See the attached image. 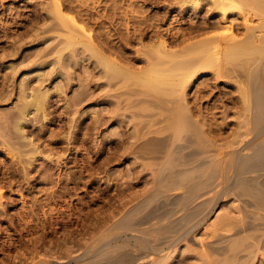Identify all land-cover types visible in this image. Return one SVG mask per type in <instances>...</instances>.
Instances as JSON below:
<instances>
[{
  "label": "rangeland",
  "instance_id": "374dc122",
  "mask_svg": "<svg viewBox=\"0 0 264 264\" xmlns=\"http://www.w3.org/2000/svg\"><path fill=\"white\" fill-rule=\"evenodd\" d=\"M181 1L0 0V264H264V212L234 194L239 178L255 177H239L242 159L264 145L263 73L261 123L248 60L219 72L213 61L186 80L183 100L168 94L147 60L225 32L179 40L202 22ZM92 52L127 80L105 77ZM181 101L201 144L174 139ZM171 156L183 167L169 175ZM248 221L256 229L243 230Z\"/></svg>",
  "mask_w": 264,
  "mask_h": 264
},
{
  "label": "bare ground",
  "instance_id": "6f19581e",
  "mask_svg": "<svg viewBox=\"0 0 264 264\" xmlns=\"http://www.w3.org/2000/svg\"><path fill=\"white\" fill-rule=\"evenodd\" d=\"M185 3H184V2ZM182 7L183 5L185 6H189V8L193 9L192 11L193 14H195L194 16H196L197 18L199 19H202V22H198L199 25H196L195 26H192V30L190 29V33L188 32V34L186 35H189L188 37H186L185 34H182L179 36V40H181L182 42L183 41H186L187 39L189 40V38H193L195 36H199L200 34H205L207 32L209 33H214V31H220V30H225L224 33L220 34V35H214V36H208L207 38H204V39H194L195 41L191 42L189 45H185L183 49H179V51L177 50L176 52H173V53H170L169 52H166V51H163L162 55L159 54V56H157L156 59H150V60H147L148 61V64L146 66L147 70H153L152 72H155L158 76V79H167L170 81V86H167L165 88H170V92L171 91H175V93H179L181 94L180 95V99L183 100V96H184V91H185V87L187 86V83H186V80L192 76V74H195L197 73L199 70L205 68L207 65H209L211 62L213 61H220L221 64L225 63V65H218V72L223 70L222 68H225L227 65L229 66V69L230 70H233L235 71L237 69V66H238V62L240 61H243V60H248L249 63H248V66L250 68L247 67L246 69V72H247V78L251 77L253 82H252V87H253V93L251 94L252 95V113H253V116H252V121L254 123H261L262 122V119H263V113L262 111L259 110V108L261 107V102H260V91L257 89L258 87L257 86V83H258V75L262 74L263 73V78H264V0H182ZM184 3V4H183ZM179 5V6H181ZM181 8V7H180ZM188 8V7H187ZM187 8L186 10L183 11L186 12L187 11ZM239 10V12L241 13V15H244V21H239L238 19H232V20H229L228 19V16H229V13L232 11V10ZM183 10V9H182ZM182 12V11H181ZM186 14V13H185ZM246 15H251L252 16H256L258 17L261 22L258 24V25H250L249 24V18H247L248 16ZM65 17V16H64ZM66 19V18H65ZM148 19V18H147ZM253 19V17L251 18ZM67 20V19H66ZM132 20V19H131ZM133 21V20H132ZM69 22V20H68ZM71 22V21H70ZM69 22V23H70ZM70 26V24H69ZM136 27V26H135ZM71 28V27H70ZM139 30V29H138ZM242 30H244V33L241 34V36L238 35V32H243ZM145 31V30H144ZM75 32V31H74ZM216 33V32H215ZM208 34V33H207ZM129 36V35H128ZM206 37V36H205ZM196 38V37H195ZM187 40V41H188ZM181 43V42H180ZM186 43V42H185ZM114 44V43H113ZM184 44V43H183ZM71 45V44H70ZM163 45V44H162ZM67 46V45H66ZM69 46V45H68ZM80 46V45H79ZM86 47V46H84ZM158 47V46H157ZM164 47V50H165V45L163 46ZM162 47V48H163ZM61 48V47H60ZM161 50H163L161 47H159ZM115 49V48H114ZM62 50V48L60 49ZM64 50V49H63ZM72 50V49H71ZM84 50V48H83ZM94 49H88V51H92ZM80 51V50H79ZM86 52V50H84ZM75 52V51H74ZM83 52V51H82ZM162 52V51H160ZM158 52V53H160ZM94 53V52H92ZM154 53V52H153ZM157 54H154L155 55H158ZM73 54V52H72ZM84 54V53H83ZM91 54V53H90ZM90 54H89V58L93 57L95 60V63H96V66L101 68V72L104 73L105 77L107 76V74H114L113 75H110L109 78H111V81L112 80H115L114 78H118L121 74H120V68H119V64L118 66L114 63H110L103 55L101 54H98V53H94L93 56L90 57ZM150 54V53H149ZM63 55V54H62ZM77 55V54H76ZM82 55V54H81ZM66 56V55H65ZM78 56V55H77ZM150 56H153V55H150ZM153 56V57H154ZM129 57V56H128ZM156 57V56H155ZM58 58V57H57ZM61 59V55L59 57ZM62 58H64L62 56ZM78 58V57H77ZM150 58V57H149ZM87 59V58H86ZM65 60V58H64ZM155 60V61H154ZM253 62H252V61ZM89 61V60H88ZM146 61V62H147ZM154 61V62H153ZM255 61V62H254ZM254 63L252 66H251V63ZM64 63V62H63ZM66 64V63H65ZM244 65H246L245 63H243ZM67 65V64H66ZM155 66H158V67H155ZM155 67V68H153ZM236 67V69H235ZM245 67V66H244ZM240 68V67H239ZM243 68V67H241ZM63 69V68H62ZM65 69V68H64ZM216 69V68H215ZM71 70V69H70ZM96 70V68H95ZM67 71V70H66ZM150 71V72H151ZM217 70H215V74L217 73L216 72ZM100 72V71H99ZM222 73V72H221ZM219 73V74H221ZM245 73V72H244ZM116 74V76H115ZM119 74V75H117ZM69 76V75H68ZM122 76V75H121ZM125 76V74L123 75ZM127 76V74H126ZM108 77V76H107ZM129 77V75L127 76ZM127 77H125L126 79H124V77H120L118 79H121L122 80H127ZM153 77V76H152ZM220 77V75H219ZM262 78V79H263ZM107 79V78H105ZM117 79V80H118ZM103 80V79H102ZM110 80V79H109ZM123 80V81H124ZM130 80V79H128ZM100 81V79L98 80ZM104 81V80H103ZM122 81V82H123ZM117 82V81H116ZM141 82V81H140ZM189 82V81H188ZM43 83V82H42ZM120 83V82H118ZM143 83V82H142ZM147 83V82H145ZM111 84V82H110ZM114 84V83H113ZM126 84V83H125ZM169 84V82H168ZM148 85V84H147ZM256 85V86H255ZM136 86V85H135ZM154 86V85H152ZM164 85H160V87H162ZM173 86V87H172ZM263 86V85H262ZM112 87V86H111ZM110 87V89H111ZM123 87V86H122ZM131 87V86H130ZM155 87H157L155 85ZM154 87V90L156 91ZM159 87V85H158ZM176 87V89H179V92H176V89L173 90L174 88ZM178 87V88H177ZM180 87V88H179ZM188 87V86H187ZM186 87V88H187ZM163 89L164 87L161 88V92H163ZM181 89V91H180ZM184 89V91H183ZM152 90V89H151ZM158 90V89H157ZM168 90V89H166ZM168 90V92H169ZM117 91V90H116ZM160 91V90H159ZM159 91L157 93H159ZM165 91V90H164ZM178 91V90H177ZM38 92V91H37ZM149 92V91H148ZM154 92V91H153ZM160 92V93H161ZM167 92V93H168ZM130 93V92H129ZM134 93V92H133ZM152 93V92H151ZM150 93V94H151ZM156 93V94H157ZM165 94L164 95H167L166 97H168V94H172L171 93H168V94ZM109 94V93H108ZM155 94V93H153ZM163 94V93H162ZM161 94V95H162ZM176 94L173 96L175 97ZM121 95H123L121 93ZM140 95V94H139ZM144 95V94H143ZM158 95V94H157ZM162 96V97H165V96ZM169 95V97H171ZM48 96V95H47ZM124 96V95H123ZM147 96V95H146ZM151 96V95H150ZM178 94H177V99H178ZM37 97V96H36ZM125 97V96H124ZM156 97V96H155ZM165 97V98H166ZM173 97V98H174ZM45 98V97H43ZM150 98V97H148ZM154 98V97H153ZM173 98H171L173 100V102L175 101ZM185 98V97H184ZM38 99V98H37ZM36 99V101H37ZM41 98H39L40 100ZM161 99V98H160ZM33 100V99H32ZM157 100V99H156ZM164 101V100H163ZM167 101V100H166ZM249 101V100H248ZM247 101V102H248ZM29 102V101H28ZM153 102V101H152ZM157 102V101H156ZM155 102V103H156ZM168 102H172L170 101V99L168 98ZM172 102V103H173ZM177 101H175L173 103L174 107L175 105L177 104L176 103ZM178 102H179V99H178ZM246 102V104H247ZM34 103V102H33ZM37 103V102H36ZM44 103V102H43ZM132 103V102H131ZM42 104V103H41ZM186 103L184 102L182 104V101H181V105H183L181 107L180 105V110L175 114L173 115L172 118H174V122H172L173 120H171V123H174L173 124V129L175 130V137L174 139L176 138L177 140H181V141H184L186 144H192L195 140L201 144L202 143V133H203V130H202V126L199 124L198 121L194 120L192 117L191 112L190 114L188 113L190 110L188 109L187 107V110L185 108V105ZM250 104V102L248 103ZM247 104V105H248ZM21 105V104H20ZM24 105V103L22 104ZM32 105V104H31ZM39 105V104H38ZM43 105V104H42ZM168 105V104H167ZM172 105V104H171ZM188 105V103H187ZM246 105V106H247ZM27 106H30L29 103H27ZM40 106V105H39ZM249 106V105H248ZM35 107V106H34ZM38 107V106H37ZM42 107V106H41ZM177 107V106H176ZM28 108V107H27ZM170 108V107H169ZM172 108V106H171ZM26 109V108H25ZM24 109V110H25ZM173 109V108H172ZM261 109V108H260ZM40 110V109H39ZM167 110V109H166ZM176 110V108H175ZM189 110V111H188ZM263 110V109H262ZM171 111V110H169ZM22 112V111H21ZM167 112V111H165ZM174 112V111H173ZM19 114V113H18ZM23 115V114H22ZM172 116V114L170 115ZM175 116V117H174ZM192 116V117H191ZM23 118V117H22ZM171 118V119H172ZM17 119V116L15 118V120ZM14 120V119H13ZM169 120H170V117H169ZM7 121V120H6ZM20 121V120H19ZM18 122V121H16ZM15 123V122H14ZM15 125V124H13ZM258 126V125H257ZM15 127V126H14ZM18 127V126H17ZM11 130V129H10ZM20 131V130H19ZM13 132V131H12ZM10 133V132H9ZM183 133V134H182ZM8 134V133H7ZM11 134V133H10ZM15 134V133H14ZM9 135V134H8ZM16 136V135H15ZM14 139V138H13ZM195 139V140H194ZM183 142V144H184ZM182 144V143H181ZM184 144V145H186ZM180 146V145H179ZM177 148V146H176ZM181 149V148H179ZM177 149V150H179ZM176 154V153H174ZM173 154V155H174ZM178 155V154H177ZM173 156H171L172 158ZM177 157V156H176ZM174 156V158H176ZM170 159L169 158V166H164L165 168L163 169V172H165L167 170V173L169 171V175H172L173 172L170 173V170L172 169H176L177 167H183V166H178L181 161L180 159L177 165V162H176V159ZM178 158V157H177ZM175 162V163H174ZM167 164V165H168ZM181 165V164H180ZM198 166V165H197ZM168 167V168H167ZM185 167V165H184ZM180 169V168H179ZM188 169V170H187ZM186 170L184 169L185 172L183 173H186L187 171H190V173L192 174L193 171H191V169L189 170V168H187ZM194 169V168H193ZM173 170V171H174ZM240 174H238L239 177H242V175H253L255 177H251L250 179H247V177L245 179L247 180H244V177L239 178V181L236 182V186H235V196L244 204V207L245 209L246 208H250L251 207H254L256 210H262L264 212V180L263 181H260V179H257V177L260 176H263L264 174V145L254 149L252 151L251 154L249 155H246L243 159H242V162H241V166H240ZM181 172V170H180ZM189 173V172H188ZM188 173H186L184 177H189L191 176V174L189 175ZM216 173V172H215ZM257 176H256V175ZM167 175V174H166ZM177 176V175H176ZM198 176V175H196ZM201 176V175H200ZM246 176V175H245ZM192 177V176H191ZM217 177V176H215ZM250 177V176H249ZM171 178V177H170ZM177 178V177H176ZM195 178V177H194ZM190 179V178H188ZM264 179V178H263ZM238 180V179H237ZM176 181V180H175ZM187 181V179H186ZM190 181V180H189ZM196 181V180H195ZM167 183L165 184V187H167V189L169 190H173L175 189L176 187H178L179 183L176 182H170V181H166ZM188 182V181H187ZM193 181H191L192 183ZM198 182V181H197ZM205 182V181H204ZM202 181V183H204ZM210 182V181H209ZM165 183V182H164ZM201 183V182H200ZM196 184V183H194ZM205 185V184H204ZM199 186V184H198ZM208 186H211V185H208ZM164 187V185H163ZM185 187V186H184ZM183 187V188H184ZM205 188V186H204ZM207 189V188H205ZM190 190V189H189ZM175 191V190H174ZM187 191V189H186ZM197 191V190H196ZM168 192V191H167ZM189 193V192H188ZM192 193V192H190ZM192 194H195V193H192ZM184 195V194H183ZM186 195V194H185ZM192 196L189 195V198H191ZM208 202V201H207ZM206 202V203H207ZM253 208V209H254ZM254 209V210H255ZM253 211V210H252ZM251 212V211H250ZM249 212V213H250ZM256 212V211H255ZM136 213V212H135ZM253 214V213H252ZM257 214V213H256ZM255 214V215H256ZM258 215V214H257ZM248 216V214H247ZM246 216V217H247ZM252 216V215H251ZM262 218H263V215H261ZM245 217V216H244ZM250 218V216H248ZM256 218V216H255ZM246 219V218H245ZM248 219V218H247ZM253 219V218H252ZM261 219V218H260ZM243 220V219H242ZM258 220V219H256ZM264 221V220H263ZM262 221V222H263ZM238 222V221H237ZM242 221L238 222L239 225H243V224H240ZM245 222V221H244ZM260 223V222H259ZM263 224V223H262ZM239 225L236 224V227H239ZM261 225V224H260ZM254 222H247L245 223L244 225V229L243 230H250L252 231V229H256L254 228ZM257 226V225H256ZM242 227V226H241ZM241 227L239 228L238 231H241L242 232V229ZM260 227V226H259ZM262 228V227H261ZM234 230V228H233ZM237 230V229H236ZM264 230V229H263ZM261 231V230H260ZM258 232L255 230V233ZM240 234V233H239ZM257 235V234H256ZM236 236V235H235ZM250 236L252 235H249L248 237L250 238ZM247 237V236H246ZM245 236L242 238V241H245L248 240L249 238H246ZM253 237H256L253 235ZM259 238V237H258ZM229 240V239H228ZM239 240V239H238ZM236 240V241H238ZM251 240V239H249ZM235 241V240H234ZM242 241L240 240V243H242ZM237 244V245H240ZM244 243V242H243ZM242 243V244H243ZM260 243V242H259ZM264 243V241H263ZM258 244V243H257ZM236 245V246H237ZM250 245V244H249ZM253 245V244H252ZM256 245V244H254ZM259 245V244H258ZM219 246V245H218ZM243 246V245H242ZM220 247V246H219ZM230 247V246H229ZM249 246L245 245V248L247 249ZM250 247H253V246H250ZM222 248V247H221ZM220 248V249H221ZM231 248V247H230ZM233 248V246H232ZM239 248H242L240 246H238V249ZM255 248V247H254ZM237 248H235L233 251H235L236 253H232L233 255L232 256H236L239 254L238 252H240ZM222 250L224 251V249L222 248ZM245 249H242L241 252L243 253ZM251 250V249H250ZM249 250V251H250ZM253 250V249H252ZM238 251V252H237ZM225 252V251H224ZM232 252V251H231ZM251 252V251H250ZM229 253V252H228ZM226 252V255L228 254ZM247 253H249L247 251ZM253 253V251L251 252ZM230 254V253H229ZM241 254V253H240ZM239 254V255H240ZM125 255V254H124ZM220 255V254H219ZM231 255V254H230ZM243 256V255H241ZM251 258L253 257L252 255H249ZM229 257V256H228ZM141 258V257H140ZM145 258V257H144ZM237 258H239L237 256ZM230 259V258H229ZM233 259V258H232ZM244 259V258H242ZM136 261L138 260L137 258L135 259ZM132 261L134 262V264L136 263V261ZM228 260V259H227ZM231 260V259H230ZM229 260V261H230ZM236 260V259H235ZM234 260V261H235ZM240 260V259H239ZM247 260V259H246ZM245 260V261H246ZM126 261V260H125ZM123 261V262H125ZM128 261V260H127ZM232 261V260H231ZM232 261V262H234ZM248 261V260H247ZM118 262V261H116ZM225 262H228L225 260ZM236 263V262H235ZM246 263V262H245ZM244 263V264H245ZM223 264V263H222ZM240 264V263H239ZM241 264H243L241 262ZM251 264V263H250Z\"/></svg>",
  "mask_w": 264,
  "mask_h": 264
}]
</instances>
